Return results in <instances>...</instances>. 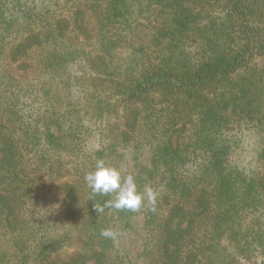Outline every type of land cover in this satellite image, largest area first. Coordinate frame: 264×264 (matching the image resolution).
I'll use <instances>...</instances> for the list:
<instances>
[{"label": "trees", "instance_id": "1", "mask_svg": "<svg viewBox=\"0 0 264 264\" xmlns=\"http://www.w3.org/2000/svg\"><path fill=\"white\" fill-rule=\"evenodd\" d=\"M0 264H264V0H0Z\"/></svg>", "mask_w": 264, "mask_h": 264}, {"label": "clouds", "instance_id": "2", "mask_svg": "<svg viewBox=\"0 0 264 264\" xmlns=\"http://www.w3.org/2000/svg\"><path fill=\"white\" fill-rule=\"evenodd\" d=\"M84 180L91 189L89 199L93 200L97 195L111 197L102 206L94 205L97 213H103L105 208L137 212L144 204L145 195L155 209L157 193L151 186L140 191L134 175H123L118 167L107 164L103 158L95 160L93 168L85 172ZM100 235L115 241L118 232L107 228L102 229Z\"/></svg>", "mask_w": 264, "mask_h": 264}, {"label": "rangeland", "instance_id": "3", "mask_svg": "<svg viewBox=\"0 0 264 264\" xmlns=\"http://www.w3.org/2000/svg\"><path fill=\"white\" fill-rule=\"evenodd\" d=\"M244 147H245V149L247 148V146H246V145H245ZM247 158H249V155L247 156Z\"/></svg>", "mask_w": 264, "mask_h": 264}]
</instances>
